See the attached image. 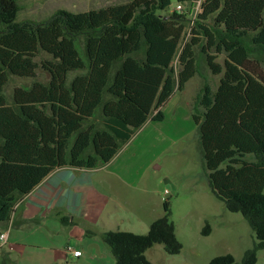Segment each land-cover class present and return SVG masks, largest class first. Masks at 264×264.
I'll list each match as a JSON object with an SVG mask.
<instances>
[{
	"label": "trees",
	"instance_id": "obj_1",
	"mask_svg": "<svg viewBox=\"0 0 264 264\" xmlns=\"http://www.w3.org/2000/svg\"><path fill=\"white\" fill-rule=\"evenodd\" d=\"M115 1L19 21L21 3L0 0V232L14 227L17 203L53 171L107 165L150 119L164 121V105L208 67L219 85L207 103L205 83L191 109L203 168L212 194L242 214L257 239L241 263L225 254L208 264H257L264 249V0H205L178 69L188 14L163 12L190 0ZM15 79L30 84L12 87ZM164 211L146 234H102L116 264H152L146 254L155 245L182 252L170 202ZM211 232L207 222L202 235Z\"/></svg>",
	"mask_w": 264,
	"mask_h": 264
},
{
	"label": "rangeland",
	"instance_id": "obj_2",
	"mask_svg": "<svg viewBox=\"0 0 264 264\" xmlns=\"http://www.w3.org/2000/svg\"><path fill=\"white\" fill-rule=\"evenodd\" d=\"M18 1L22 6L19 21H39V18L60 9L79 13L90 10L93 4L103 5L104 1L116 2L115 0ZM196 1L198 0H190L185 4L188 14V20L184 23L186 35L173 61L175 69H178V56L182 47L192 38ZM175 6L173 2L163 15L171 16ZM223 60L224 56H220L217 62L223 63ZM202 73L204 77L197 76L191 80L184 93L177 95L178 101L171 102L167 106V119L163 122H153V125L144 129L142 134L139 131L136 132L132 141L120 150V156L123 155L117 164L110 168L124 172L144 171L143 183L137 189L123 187L121 202L128 207L134 205L140 220L148 226L164 216V203L170 202L176 235L183 245V250L179 255H169L164 251L163 246L155 245L146 254L152 264H208L213 258L225 254H232L237 262L241 263L245 251L252 249L257 242L255 233L243 215L229 212L225 205L212 194L207 173L203 168L198 132L193 118L187 123L185 118L181 120L180 116V120H177L175 116L177 104L179 103V107L188 111V106L184 104L189 102L192 106L194 98L205 83H208L205 101L209 103L212 100L220 77L214 76L208 67L202 70ZM39 78L45 81L47 76L40 73ZM28 84H30L29 80L15 79L12 87ZM128 207L125 208L128 209ZM207 222L211 225L212 232L209 236H203L202 231ZM63 226L65 235H58L55 240L60 241V246L65 242V250L73 247L82 251L85 237L83 235L88 236L90 229L86 228L82 222ZM9 227L7 226L3 231ZM92 228L96 229V227ZM69 230L71 234L67 233ZM10 231L13 233L15 229L12 228ZM18 236L24 242L23 244H26L27 252L31 251L30 244L39 242L38 237L30 234ZM40 244L47 245V242L41 241ZM6 249L13 248L6 246ZM45 254L46 252H42L43 256ZM69 257L71 256L65 253V259ZM66 262L67 264H91L75 259H69ZM54 264H60V261ZM257 264H264V249L258 252Z\"/></svg>",
	"mask_w": 264,
	"mask_h": 264
},
{
	"label": "crops",
	"instance_id": "obj_3",
	"mask_svg": "<svg viewBox=\"0 0 264 264\" xmlns=\"http://www.w3.org/2000/svg\"><path fill=\"white\" fill-rule=\"evenodd\" d=\"M183 93H175L164 105L162 108L164 121L167 119V106L171 102L176 103L177 95ZM178 104L175 112L177 120H180L181 116V120L185 118L189 123L192 120L191 104L189 102L184 104L188 106V111ZM153 122L150 119L139 133L142 134L144 129L153 125ZM121 156L118 154L109 164L96 169L72 167L56 169L29 195L20 200L14 210V227L11 225L6 229L9 236L6 246L13 249L8 250L5 246L0 250V264H54L56 261L67 264L66 261L69 259L91 264H116L111 250L102 240V234L107 231L145 234L146 229L150 227L140 220L134 205L128 207L121 202L123 187L137 189L143 183L144 173L143 170L139 172L111 170ZM62 217L70 218L71 224L82 222L90 229L88 236L83 235L84 248L80 257L75 258L68 254L71 257L66 260L65 242L60 246V241L55 240L58 235H65ZM12 228L15 229L13 233L10 231ZM67 233L71 234V230ZM24 234L39 238V242L30 244L31 251L28 252L26 244H23L18 236ZM41 241L47 242L48 246L40 244ZM42 252L46 254L43 256Z\"/></svg>",
	"mask_w": 264,
	"mask_h": 264
},
{
	"label": "built area",
	"instance_id": "obj_4",
	"mask_svg": "<svg viewBox=\"0 0 264 264\" xmlns=\"http://www.w3.org/2000/svg\"><path fill=\"white\" fill-rule=\"evenodd\" d=\"M205 0H198L196 1L195 5H196V15L193 19V24L195 23V20L197 19L198 15L202 13V5L204 3ZM187 9H185V5L184 4H177L175 6L174 11L178 12V13H182L185 12ZM11 226V225H10ZM8 232H1L0 233V250L6 245L7 241H8ZM66 253L69 255H72L73 257H80L82 255V251L74 249L73 247H68L66 250Z\"/></svg>",
	"mask_w": 264,
	"mask_h": 264
}]
</instances>
